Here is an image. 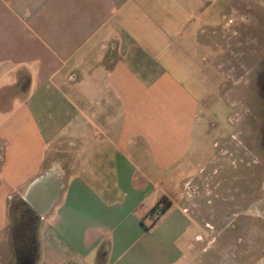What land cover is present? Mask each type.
<instances>
[{"label": "crops", "instance_id": "crops-1", "mask_svg": "<svg viewBox=\"0 0 264 264\" xmlns=\"http://www.w3.org/2000/svg\"><path fill=\"white\" fill-rule=\"evenodd\" d=\"M249 2L0 0V232L22 200L36 264H179L192 178L177 197L156 184L204 131L209 72L193 59Z\"/></svg>", "mask_w": 264, "mask_h": 264}, {"label": "rangeland", "instance_id": "rangeland-1", "mask_svg": "<svg viewBox=\"0 0 264 264\" xmlns=\"http://www.w3.org/2000/svg\"><path fill=\"white\" fill-rule=\"evenodd\" d=\"M249 4L227 9L233 18L218 17L204 59H193L209 72L202 74L211 90L202 105L204 131L195 135L190 159L156 184L177 197L192 178L186 199L175 201L188 207L192 222L180 239L179 264H264V0ZM10 222L0 232V264H36L38 217L15 200Z\"/></svg>", "mask_w": 264, "mask_h": 264}, {"label": "trees", "instance_id": "trees-1", "mask_svg": "<svg viewBox=\"0 0 264 264\" xmlns=\"http://www.w3.org/2000/svg\"><path fill=\"white\" fill-rule=\"evenodd\" d=\"M171 205V202H166L165 198L160 199L155 206L151 209V215L155 213V211L158 210L157 216L153 219L151 225H154L158 218L163 214Z\"/></svg>", "mask_w": 264, "mask_h": 264}, {"label": "flooded vegetation", "instance_id": "flooded-vegetation-1", "mask_svg": "<svg viewBox=\"0 0 264 264\" xmlns=\"http://www.w3.org/2000/svg\"><path fill=\"white\" fill-rule=\"evenodd\" d=\"M21 264H24V263H21Z\"/></svg>", "mask_w": 264, "mask_h": 264}]
</instances>
